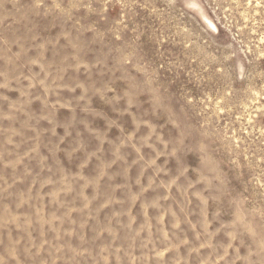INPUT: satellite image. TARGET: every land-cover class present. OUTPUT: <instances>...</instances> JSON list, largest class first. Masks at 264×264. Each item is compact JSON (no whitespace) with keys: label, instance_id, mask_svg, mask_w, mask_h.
<instances>
[{"label":"rangeland","instance_id":"1","mask_svg":"<svg viewBox=\"0 0 264 264\" xmlns=\"http://www.w3.org/2000/svg\"><path fill=\"white\" fill-rule=\"evenodd\" d=\"M0 264H264V0H0Z\"/></svg>","mask_w":264,"mask_h":264}]
</instances>
